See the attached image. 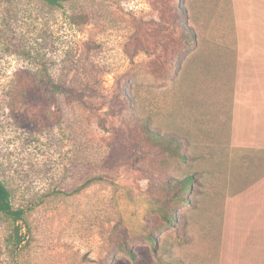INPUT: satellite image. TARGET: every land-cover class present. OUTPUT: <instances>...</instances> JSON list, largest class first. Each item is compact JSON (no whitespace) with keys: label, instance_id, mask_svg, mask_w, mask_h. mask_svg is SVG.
Instances as JSON below:
<instances>
[{"label":"rangeland","instance_id":"obj_1","mask_svg":"<svg viewBox=\"0 0 264 264\" xmlns=\"http://www.w3.org/2000/svg\"><path fill=\"white\" fill-rule=\"evenodd\" d=\"M163 1L0 0V180L25 210L20 246L0 213V264H264V0H184L177 65L137 40ZM39 75L76 92L59 116ZM147 118L197 158L154 178L123 159ZM187 174L195 195L169 200ZM161 204L182 205L171 224Z\"/></svg>","mask_w":264,"mask_h":264},{"label":"trees","instance_id":"obj_2","mask_svg":"<svg viewBox=\"0 0 264 264\" xmlns=\"http://www.w3.org/2000/svg\"><path fill=\"white\" fill-rule=\"evenodd\" d=\"M50 5L56 6L61 2L70 0H41ZM184 0H165L160 3L162 7L160 13V21L153 25V28L149 30H137V40L142 37V33H146L152 42V48L156 50V55H175V60L168 59L173 64L177 65L179 60L183 58L185 48L189 43L196 41V35L192 28L187 23L188 13L184 6ZM143 44V43H142ZM151 48V49H152ZM143 49L146 50L144 44ZM39 83L42 86L46 96L51 101V111L49 116L60 115V100L59 97L65 98L66 101H72L75 99L76 92L72 88H68L62 83L57 82L50 76L39 75ZM124 90L122 93L125 95ZM78 98V96L76 97ZM148 121L142 119L135 122L133 119L129 121L130 130L124 129L122 136L130 137V147H126L121 156L127 162H131L136 166V169L141 171L143 174L154 178L155 174L159 169L160 161L164 157L172 158V160L182 162L185 160H194L197 156L189 151L191 142L182 134L177 132L163 131L160 132L156 126L152 125L150 119ZM133 131L139 133L133 134ZM139 134V135H138ZM145 163V164H144ZM200 175V173H197ZM158 179V177H156ZM102 179L100 176H95L86 179V181L79 187L73 189L72 192H78L92 181ZM164 188L161 186V190H166L170 194L169 200H177L180 204L189 203L191 195H195L198 187V182L195 181L193 174H187L180 179L171 180L163 178ZM185 194V195H184ZM168 202L167 199H164ZM163 200V201H164ZM169 202L167 203V205ZM181 206L173 207L169 210L166 209V204H161L159 213L161 217L166 220L168 224H171L173 220L177 218L178 210ZM24 209L14 208L11 203V193L9 188L0 180V213L11 221V239L16 246H20L25 239V234L21 232L22 226L19 224L24 221ZM151 237V236H150ZM149 239V237H148Z\"/></svg>","mask_w":264,"mask_h":264}]
</instances>
